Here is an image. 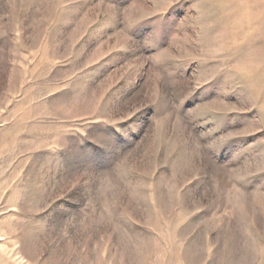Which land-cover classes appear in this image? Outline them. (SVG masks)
<instances>
[{
    "label": "rangeland",
    "instance_id": "374dc122",
    "mask_svg": "<svg viewBox=\"0 0 264 264\" xmlns=\"http://www.w3.org/2000/svg\"><path fill=\"white\" fill-rule=\"evenodd\" d=\"M0 264H264V0H0Z\"/></svg>",
    "mask_w": 264,
    "mask_h": 264
}]
</instances>
